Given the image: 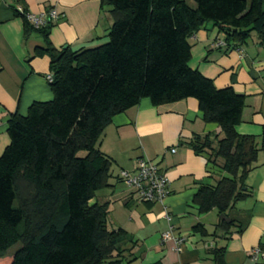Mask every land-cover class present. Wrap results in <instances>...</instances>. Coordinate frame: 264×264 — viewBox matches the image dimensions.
<instances>
[{"label": "trees", "instance_id": "1", "mask_svg": "<svg viewBox=\"0 0 264 264\" xmlns=\"http://www.w3.org/2000/svg\"><path fill=\"white\" fill-rule=\"evenodd\" d=\"M101 7L112 22L107 41L79 51L54 48L51 23L36 29L16 13L26 36L44 38L35 55L50 59L53 99L8 122L10 144L0 156V259L20 244L11 264H123V245L132 240L110 229L109 203H92L112 177V160L97 144L115 116L145 98L154 106L194 98L204 121L219 125L217 149L208 136L190 143L196 153L211 150L213 165L223 162L219 181L202 186L193 204L201 214L227 217L222 229H244L233 211L248 197L245 179L264 152V132L260 140L238 135L245 97L191 68L190 39L212 24L230 47L254 33L264 46V0H101ZM212 254L214 264H225L224 248Z\"/></svg>", "mask_w": 264, "mask_h": 264}, {"label": "crops", "instance_id": "2", "mask_svg": "<svg viewBox=\"0 0 264 264\" xmlns=\"http://www.w3.org/2000/svg\"><path fill=\"white\" fill-rule=\"evenodd\" d=\"M250 1V0H247ZM19 8L40 16L51 10L59 14L51 22L49 39L58 50L95 48L107 41L112 22L101 0H0V156L10 144L8 122L12 115L26 116L36 102L53 99L47 77L50 59L36 56L44 47L38 32L25 35ZM225 41L217 27L209 24L191 39L190 66L212 80L218 89L233 88L245 97V107L236 132L257 140L264 132V46L257 36L246 44L218 47ZM217 149L223 138L221 128L206 123L199 103L188 98L154 106L147 98L115 116L100 137L97 148L112 160L110 187L97 193L92 203H109L110 229L122 230L128 239L123 245V264H214V249L224 248L225 264H264L251 253L264 251V152L245 179L248 197L235 207L241 224L229 231L219 226L223 220L216 210L201 214L193 201L202 186L215 185L218 166L210 161L212 151L201 153L191 146L195 137H206ZM175 150V152H172ZM139 159L158 166L169 180L165 200L170 220L158 203H142L133 188L120 180L122 171L134 172ZM174 227L175 236L185 238L181 251L163 235ZM202 226L206 231L195 230ZM108 264V263H103Z\"/></svg>", "mask_w": 264, "mask_h": 264}, {"label": "built area", "instance_id": "3", "mask_svg": "<svg viewBox=\"0 0 264 264\" xmlns=\"http://www.w3.org/2000/svg\"><path fill=\"white\" fill-rule=\"evenodd\" d=\"M18 12L25 14L27 20L36 29L46 27L48 23L57 20L59 17L56 10H51L40 16L25 12L23 8H19ZM226 45L225 41L218 42L217 44L218 47ZM47 81L49 83L53 81L51 74L47 77ZM172 152H175V150H172ZM119 177L123 183L134 189L140 202L158 203L163 205L165 218L170 220L167 208L165 207V200L169 195V180L165 174L160 172L156 164L145 159H139L136 163V169L134 172L124 170L120 173ZM162 240L173 241L176 245V251L178 252L181 251V247L185 242L184 237L175 236L173 226H170V229L163 235ZM251 256L253 260L261 259L264 262V251L259 248L254 249Z\"/></svg>", "mask_w": 264, "mask_h": 264}, {"label": "rangeland", "instance_id": "4", "mask_svg": "<svg viewBox=\"0 0 264 264\" xmlns=\"http://www.w3.org/2000/svg\"><path fill=\"white\" fill-rule=\"evenodd\" d=\"M190 3L192 4V2L190 1ZM255 35V33L253 34ZM85 153L81 152L80 155L83 156ZM21 248L20 244H17L16 246L12 247L8 253L6 254V256H4L3 258L0 259V264H11L13 257L15 255V253Z\"/></svg>", "mask_w": 264, "mask_h": 264}, {"label": "water", "instance_id": "5", "mask_svg": "<svg viewBox=\"0 0 264 264\" xmlns=\"http://www.w3.org/2000/svg\"><path fill=\"white\" fill-rule=\"evenodd\" d=\"M223 220L230 221L227 217H222Z\"/></svg>", "mask_w": 264, "mask_h": 264}]
</instances>
